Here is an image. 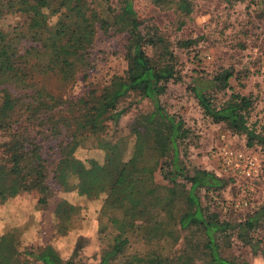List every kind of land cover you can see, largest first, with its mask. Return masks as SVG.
I'll return each mask as SVG.
<instances>
[{
  "label": "trees",
  "instance_id": "16d2710c",
  "mask_svg": "<svg viewBox=\"0 0 264 264\" xmlns=\"http://www.w3.org/2000/svg\"><path fill=\"white\" fill-rule=\"evenodd\" d=\"M104 10L107 15L94 10L86 0H0V18L6 13L22 15L26 26L24 37L29 42L19 48L18 42L0 29V129L6 133V138L0 141V203H9L31 191L37 194L30 208L26 206V210L10 215L7 228L0 233V264H73L72 259L58 254L52 241L43 237L47 225L45 211H52L54 233L61 235L65 232L64 223H68L76 207L65 198L53 206L48 204L52 192L45 178L49 173L60 186L74 190L88 202L98 199L94 207H98L100 232L104 235L103 228L109 230L98 264H195L186 255L168 261L154 252L147 256L127 252L131 241L174 243L181 232L193 230L204 240V264H236L219 253L216 242V235L229 224L219 220L216 212L203 208L193 193L201 188L205 197L215 199L232 179L218 176L212 170L196 167L189 174L185 169L177 146L186 135L185 129L180 119L163 109L158 98L165 89L162 81L171 75L169 68L161 65L164 42L141 33L130 0L124 1L123 8L130 18L124 30V59L129 65L122 74L112 75L97 94L91 91L87 99L68 103L65 114L54 111L61 103L51 94L41 87L31 89L28 103L38 115L37 125L50 121V127L46 128L50 134L56 137L61 131L64 133L57 144L58 158L54 164H49V155L42 156L37 130L32 133L24 127L12 128L17 119L15 107H21L22 100L12 97L9 89H19L27 81L31 82L29 87L35 86L34 74L53 73L61 81L70 82L86 63L97 31L106 34L118 29L108 15V6ZM146 46L163 49L164 53H158L159 62L146 54ZM231 71L224 68L209 79L194 81L190 93L211 122L228 123L244 134L246 147H258L263 153L264 134L244 126L239 113L246 101L240 98L239 103L215 107L206 93L208 89L227 87ZM134 91H138L139 99L148 100L152 108L134 118L129 127L132 140L128 146L120 142V137L109 136L107 128L117 127L129 107L119 104ZM85 139L94 140L95 147L103 151L102 162L95 158L83 162L74 157V150ZM153 165L165 184H157L152 178ZM70 177L73 181L68 186ZM260 221L264 222V200L251 209L242 228L252 229ZM81 247L75 245L73 253ZM258 254L264 260V244L258 248Z\"/></svg>",
  "mask_w": 264,
  "mask_h": 264
},
{
  "label": "rangeland",
  "instance_id": "374dc122",
  "mask_svg": "<svg viewBox=\"0 0 264 264\" xmlns=\"http://www.w3.org/2000/svg\"><path fill=\"white\" fill-rule=\"evenodd\" d=\"M86 1L100 13H105L104 9L108 6V15L116 22L118 29L109 30L106 34L97 31L88 50L86 63L78 69L70 82L61 81L57 74L53 73L34 74L32 82L36 87H29L31 82L27 81V84L19 89L14 87L8 91L12 97L22 100V106L15 107L17 119L12 128L20 126L32 133L37 130L40 152L42 156L51 157L49 164H54L58 158L57 144L64 133L61 131L56 137L50 134L46 130L50 127V121L37 125L40 122L38 115L28 103L29 95L33 92L31 89L41 87L51 94L61 103L54 111L57 114H65L68 103L70 105L78 98L87 99L91 91L97 94L112 75L122 74L129 65L124 59V30L130 18L129 14L123 12L125 0ZM130 3L140 23L141 33L145 36L153 35L165 43H162L165 46V54L161 65L169 68L171 75L166 81H162L165 89L158 98L163 109L175 119H180L182 128L185 129V137L177 144L180 160L189 174L196 167L217 172L213 154L215 145L225 142L242 146L245 136L232 129L226 122L213 123L209 117L204 116L189 87L194 81L209 79L224 68L232 69L227 87L208 89L206 93L215 107L224 103H239L240 98H243L246 103L239 113L244 126L264 134V0H130ZM53 20L54 18H51L50 22ZM0 29L8 38L17 41L19 48L29 44L24 37L26 26L22 15L6 13L0 18ZM145 52L155 62H159L158 53H164L159 46H146ZM125 105L129 106L127 112L120 117L116 128L108 125L107 134L120 137V142L129 146L132 140L129 127L134 118L151 110L152 106L148 100L139 99L138 91L130 93L128 98L119 104ZM5 138L6 133L1 128L0 141ZM73 155L83 162L90 158L102 162L103 151L95 147L94 140L85 139L76 147ZM150 174L157 184H165L155 165L150 168ZM45 180L52 192L48 201L50 206L65 198L68 202L76 204V207L68 223H64L65 232L61 235L54 233L52 211H45L43 216L47 225L46 230L42 232L43 237L46 236L52 241V246L62 258L72 259L73 264H98L109 231L103 228L104 235L100 232L98 207H94V202L98 199L88 202L87 198L77 195L74 190L60 186L51 173L46 175ZM67 181L69 186L73 179L70 177ZM242 184V180H233L218 191L215 199L205 197L201 188L193 193L203 208L216 212L219 220L229 224L224 232L216 235L219 253L236 264H264L258 254V248L264 244V222H257L252 229L245 230L242 228V222L251 214L249 208H227L226 211L221 208L220 202L227 204L242 196ZM263 189H257V199L253 196L254 207L264 199ZM36 199V192L31 191L14 198L16 201L11 200L10 203L13 202L15 209L24 205L30 208ZM7 204L6 201L0 203V233L7 228L10 215L14 212ZM179 208L181 210L180 205ZM56 225L58 228V223ZM203 241L199 232L193 230L188 233L181 232L179 239L174 243L171 240L158 245L152 242L145 244L131 241L127 252H136L139 256L154 252L161 258L166 257L168 261L186 255L193 259L195 264H204ZM80 244L82 247L73 253L74 246Z\"/></svg>",
  "mask_w": 264,
  "mask_h": 264
},
{
  "label": "built area",
  "instance_id": "2783aa9c",
  "mask_svg": "<svg viewBox=\"0 0 264 264\" xmlns=\"http://www.w3.org/2000/svg\"><path fill=\"white\" fill-rule=\"evenodd\" d=\"M213 154L217 172L212 171L216 175L230 177L232 181L239 179L243 182V194L239 199L232 200L227 204L220 202L223 211L228 210L227 208L232 210L249 208L251 211L254 207L253 196L257 199V189L264 188V152L261 153L258 149L248 148L244 144L238 146L221 142L215 145ZM253 193L255 194L253 195Z\"/></svg>",
  "mask_w": 264,
  "mask_h": 264
},
{
  "label": "crops",
  "instance_id": "0c3cea01",
  "mask_svg": "<svg viewBox=\"0 0 264 264\" xmlns=\"http://www.w3.org/2000/svg\"><path fill=\"white\" fill-rule=\"evenodd\" d=\"M210 161L212 162L213 160H210ZM18 197H21V196H18ZM18 197H16V198H18ZM16 200H18V199H16ZM16 200H12V201L14 202V201H16ZM13 202H11V203L9 202V203L7 204L8 206H11L12 211H14V212H12L11 214L16 213L17 211L26 210V209H25V208H26L25 205H24L23 207H21V208H16V209H15L14 206H12V203H13ZM40 225H41V227H44V222H41Z\"/></svg>",
  "mask_w": 264,
  "mask_h": 264
}]
</instances>
